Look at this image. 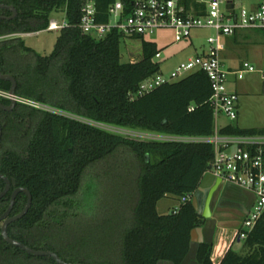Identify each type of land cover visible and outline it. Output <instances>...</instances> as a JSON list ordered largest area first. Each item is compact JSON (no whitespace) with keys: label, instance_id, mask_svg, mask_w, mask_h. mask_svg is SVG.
Masks as SVG:
<instances>
[{"label":"trees","instance_id":"trees-1","mask_svg":"<svg viewBox=\"0 0 264 264\" xmlns=\"http://www.w3.org/2000/svg\"><path fill=\"white\" fill-rule=\"evenodd\" d=\"M116 1L97 0L99 21L110 20L109 8ZM0 2L18 11L13 19H0L2 72L16 78L18 97L58 110L22 102L10 111L0 107V173L12 182L11 190L0 199V214L8 208L14 188L27 187L33 195L32 207L9 225V235L33 248L53 250L69 262L157 264L170 260L181 264L190 249L192 230L204 225L206 218L192 199L177 212L173 209L166 214L159 213L158 202L165 197H193L211 166L213 145L140 140L94 123L182 136L213 134L215 115L207 73L192 72L132 99L143 81L160 73L156 43L143 38L138 59L123 62L120 31L97 38L80 29L85 0ZM184 2L199 7L196 0ZM60 9L65 10L69 26L60 30L54 50L41 54L28 46L19 34L47 29L51 13ZM11 14L0 7V15ZM10 87V81L0 79L1 90ZM0 100L7 105L11 102L4 97ZM220 132L257 134L264 129L228 124ZM113 168L127 173L128 178L133 176L134 182L126 184L133 201L130 223L120 231L117 258L111 252L89 258L80 255L68 237H54L52 227L65 229L68 219L78 217L83 196L93 200L97 195L93 177L109 174ZM4 187L0 180V192ZM108 196L103 190L102 197ZM26 201L27 196L19 194L11 215L19 213ZM244 248L239 253L231 243L216 256L213 244L201 243L197 259L200 264H264V213L244 239ZM0 264L57 263L6 242L0 224Z\"/></svg>","mask_w":264,"mask_h":264},{"label":"built area","instance_id":"built-area-1","mask_svg":"<svg viewBox=\"0 0 264 264\" xmlns=\"http://www.w3.org/2000/svg\"><path fill=\"white\" fill-rule=\"evenodd\" d=\"M196 2L199 7H188L184 0H131L129 4L123 0H117L109 8L110 20L101 22L98 20L97 0H85L81 10L79 27L83 33L97 38H102L111 31L118 30L122 33L123 38L140 43L147 34L161 29L173 30L176 41L188 40L193 30L196 29H214L216 34L208 37L209 45L205 50L180 62L169 77L162 73L151 76L139 85L137 91L131 94V98L135 99L162 84L173 82L192 72L202 70L209 76L212 86L210 101L215 115L214 133L205 136H182L100 123L94 124L140 140L211 143L214 148V157L207 173L252 191L256 196L252 209L244 219L238 234L239 239H246L264 213V133H221L222 127L216 123L222 116L230 121H235L238 118L239 94L229 89L230 76L236 75L238 79H242L246 72L257 71L255 66L248 61L243 62L241 68L231 71L222 59L223 38L234 36L245 29H264V0H258L249 7L243 6L241 8H236L234 0L232 7L228 6V0H196ZM67 26H69L67 18L61 22L50 19L49 26L45 30H61ZM40 32L35 31L19 35L22 37L32 36ZM160 57L161 53L159 52L156 54V58ZM262 77L264 79V73ZM0 97L10 99L11 96L8 91L0 89ZM17 98L22 103L58 112L48 105ZM188 199H192V197H183L180 200V205ZM180 205L174 208L176 212Z\"/></svg>","mask_w":264,"mask_h":264},{"label":"rangeland","instance_id":"rangeland-1","mask_svg":"<svg viewBox=\"0 0 264 264\" xmlns=\"http://www.w3.org/2000/svg\"><path fill=\"white\" fill-rule=\"evenodd\" d=\"M234 1L236 8L249 7L251 3L250 0ZM65 18L64 9L54 10L50 15V19L60 22ZM59 33L60 30H43L39 34L24 36L23 38L25 43L37 52L50 54L54 50ZM215 34L214 29H196L193 30L188 40L176 41L173 30L161 29L147 34L145 39L157 44L161 53V57L156 58L160 64V73L169 77L180 62L205 50L209 45L208 37ZM225 46L226 44L223 49ZM238 49L240 58L248 60L257 69L255 72H246L245 79L240 81V85L243 87L240 92L241 118L246 119V123L254 125L264 122V81L262 80L264 72V29L250 28L241 32ZM121 51L123 62L136 61L141 54V43L123 38ZM231 84L232 81L229 83V87ZM216 124L219 126L220 120ZM99 175L92 179L95 185L93 188H98L96 197L92 200V198L83 196L79 206L80 215L68 219L65 229L57 226L52 227V233L56 238L68 237L69 240H72L71 243L78 246L77 250L80 255L95 259L100 254L111 252L117 258L118 237L120 231L129 225L130 213H132L133 208L131 191L126 186L129 182H134L132 181L133 176L128 178V174L118 170V168H113L109 174L99 173ZM103 190L105 195L109 194L108 198L102 197ZM98 196H100V201L97 200ZM178 202L180 201L176 198L165 197L158 202V211L161 214H166L173 210V206ZM58 242L61 243V241ZM233 249L239 253H244V241L236 242Z\"/></svg>","mask_w":264,"mask_h":264},{"label":"crops","instance_id":"crops-1","mask_svg":"<svg viewBox=\"0 0 264 264\" xmlns=\"http://www.w3.org/2000/svg\"><path fill=\"white\" fill-rule=\"evenodd\" d=\"M250 1V5L255 3L253 0ZM243 31L245 30L239 31L234 36L223 38V43L224 45L226 44V46L222 51V59L231 71L241 68L242 63L248 61L241 59L239 56V38ZM244 79L245 76L242 79H238L236 75L230 76L228 87L229 83L232 81L229 89L239 94L238 118L233 122L222 116L219 119V127L233 124L241 128L264 129V122L252 125L246 123V119L241 118L242 104L240 92L243 90V87L240 85V81ZM262 80L264 81L263 77ZM208 174L211 173H207L206 175ZM219 188L221 189L218 190ZM218 193L219 195H217ZM193 198L196 199V210L206 216V222L202 225V228L195 230V238L198 243L213 244L215 246V255L220 256L229 244L233 243L234 248L236 242H241V240L244 241V239L239 240L237 234L242 228L243 221L255 202L256 197L252 191L245 190L239 186L229 184L228 182L222 187L220 179L213 175L206 179L204 185L198 191V194L194 193L192 200ZM179 205L180 202L174 205L173 209ZM207 222L208 224H206ZM196 262L197 263L192 260L191 264H200L198 260Z\"/></svg>","mask_w":264,"mask_h":264},{"label":"water","instance_id":"water-1","mask_svg":"<svg viewBox=\"0 0 264 264\" xmlns=\"http://www.w3.org/2000/svg\"><path fill=\"white\" fill-rule=\"evenodd\" d=\"M228 6L229 7L233 6V0H228ZM0 7L6 8V9H9L12 11V14L9 16L0 15V19L10 20V19L15 18L18 15V11L13 5H8V4H4V3L0 2ZM0 79L7 80V81L11 82V87H10V90L8 91L10 96H11L10 97V100H11L10 104H8V105L4 104L0 100V107L6 111H10V110L15 108V106L17 105L18 102H20V101H18V98H17L18 96L16 93L17 80L14 77V75H12L10 73L2 72V70H1V59H0ZM2 135H3V129H2V125L0 124V141H1ZM212 176L213 175H211V174L206 175L195 193L198 194V191L202 188L206 179L208 177H212ZM218 179H220V178H218ZM0 180H3L5 182V187L0 192V199H1L4 196H6V194L11 190L12 182H11V179L7 175L2 174V173H0ZM220 181H221V185L223 187L226 182L222 179H220ZM229 184H232V183H229ZM220 189L221 188H219L218 190H220ZM21 193H24L27 196L26 204H25L24 208L19 213L15 214V215H11L13 208H14V205H15V202H16V199H17V196ZM217 195H219V193ZM195 200L196 199L193 198L192 202H193L194 207L196 208V201ZM216 202H215V204H216ZM32 203H33V195L27 187L20 186V187H16L13 189V191L11 193V198H10V203H9L8 208L6 209V211L4 213L0 214L1 235L3 236L5 241L11 245H14V246L21 248L22 250L29 253L30 255H33L36 257H51L52 259H54V261L57 264H84L82 262L66 261L57 252H55L53 250L33 248V247L25 244L24 242H22L18 239H15L9 235V233H8L9 225L13 222H16V221L22 219L29 212L30 208L32 207ZM198 213L206 218V216L204 214H202L200 212H198ZM247 213H248V211H247ZM206 224H208V222ZM201 228H202V226H199V227H196L192 230L190 249H189L188 254L186 255L185 259L182 261L181 264H191L192 260H193V262L197 263L196 261L198 260L197 255H198L200 243H198V241L195 238V230L201 229ZM157 264H175V263L173 261H170V260H159Z\"/></svg>","mask_w":264,"mask_h":264}]
</instances>
